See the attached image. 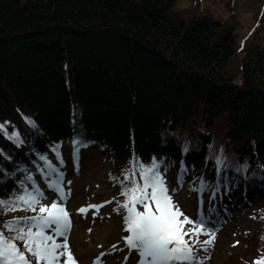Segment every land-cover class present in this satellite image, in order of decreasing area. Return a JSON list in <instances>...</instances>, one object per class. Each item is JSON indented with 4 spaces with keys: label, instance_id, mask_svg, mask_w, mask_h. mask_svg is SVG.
<instances>
[{
    "label": "trees",
    "instance_id": "1",
    "mask_svg": "<svg viewBox=\"0 0 264 264\" xmlns=\"http://www.w3.org/2000/svg\"><path fill=\"white\" fill-rule=\"evenodd\" d=\"M177 1L0 0V123L22 141L0 133V200L31 191L48 166L40 156L51 162L73 140L106 155L116 209L133 154L163 158L192 187L225 176L264 196V2L242 34L234 0L228 18L204 0L185 11ZM34 214L0 207V225ZM258 218L253 253L264 247V206Z\"/></svg>",
    "mask_w": 264,
    "mask_h": 264
},
{
    "label": "snow or ice",
    "instance_id": "2",
    "mask_svg": "<svg viewBox=\"0 0 264 264\" xmlns=\"http://www.w3.org/2000/svg\"><path fill=\"white\" fill-rule=\"evenodd\" d=\"M9 123H0V133L9 140L21 143L18 131L11 134L7 132L6 126ZM29 123L33 122L29 120ZM72 144L77 152L82 144L87 146L81 140H73ZM184 151H187V145ZM40 159L48 164L50 170L44 174L45 177H55L47 179L46 185L56 194L55 198L50 205L42 203L47 196L30 175L27 179L33 180L31 191L25 188L14 199L0 200V207L5 212L27 208L35 213L32 216L15 217L0 225V264H78L68 243L71 218L65 205L70 189L66 192L63 187L64 173L45 156H40ZM57 159L63 162L59 149ZM217 163L223 161L217 157ZM162 167L164 171H161ZM169 167L170 165H165L163 158L153 156L148 162H144L135 154L130 157L128 165L123 169L124 179L120 181L121 195L125 200L123 203L117 202V209L125 211L124 224L128 233L122 239L129 252L136 251L138 264H203L199 253L201 250L207 252V246L212 243L217 231L210 226V217L214 211L212 199L209 201L208 216L203 213L202 195L197 216L193 218L185 215L173 200V195L182 187L183 177L177 178V186L170 191L166 180ZM242 167L246 169L247 165ZM181 169L183 172L187 171L183 163ZM67 183L71 184V181ZM207 186L206 182L201 181L199 188L191 190L202 194ZM100 207L102 205H89L78 211L85 213L88 208ZM185 225L190 227L185 228ZM202 235L209 238L201 240ZM17 241L22 242L23 246H19ZM255 264H264V258L257 260Z\"/></svg>",
    "mask_w": 264,
    "mask_h": 264
},
{
    "label": "rangeland",
    "instance_id": "3",
    "mask_svg": "<svg viewBox=\"0 0 264 264\" xmlns=\"http://www.w3.org/2000/svg\"><path fill=\"white\" fill-rule=\"evenodd\" d=\"M204 1L218 15L224 18L230 16L228 0ZM234 1V15L244 34L253 24L254 17L260 15V7L264 0ZM177 2L179 10L185 11L191 5V0ZM63 149L66 164L63 173L66 176L67 191L70 189V196L65 205L66 210L71 214L68 243L78 264H138L139 257L136 251L129 252L122 239L128 233L125 230L124 217L116 209L113 200L116 190L108 178L110 164L106 155L96 146L78 149V152L70 146H65ZM178 177L172 178L166 173L170 191L177 186ZM68 181H71V184H68ZM44 191L46 193V189ZM209 199L202 198L205 216L208 215ZM173 200L189 217L195 218L201 207L197 191L191 190L184 182L180 190L173 195ZM106 201L111 202L105 203ZM89 205H102V207L88 208L85 213L78 211L81 207ZM212 206L214 211L215 208L225 206L230 214L234 209L236 216L222 225H210L217 231L212 243L207 246V252L201 250L199 253L203 264H235L236 261L239 263L241 258L248 264H255L257 260L264 258V248L255 254L250 250V246H245L247 243L251 245L248 235L254 233L261 225L258 211L264 206V196H244L240 193L220 194L212 200ZM208 238V236H200L201 240ZM185 239L188 237L185 236ZM101 253L105 255L101 256Z\"/></svg>",
    "mask_w": 264,
    "mask_h": 264
}]
</instances>
